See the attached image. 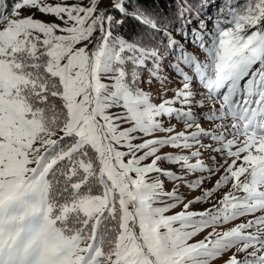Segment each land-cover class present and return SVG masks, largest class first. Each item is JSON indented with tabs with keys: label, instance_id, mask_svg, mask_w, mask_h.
Segmentation results:
<instances>
[{
	"label": "snow or ice",
	"instance_id": "6c2138e0",
	"mask_svg": "<svg viewBox=\"0 0 264 264\" xmlns=\"http://www.w3.org/2000/svg\"><path fill=\"white\" fill-rule=\"evenodd\" d=\"M214 2L0 16V264H264V0Z\"/></svg>",
	"mask_w": 264,
	"mask_h": 264
},
{
	"label": "rangeland",
	"instance_id": "374dc122",
	"mask_svg": "<svg viewBox=\"0 0 264 264\" xmlns=\"http://www.w3.org/2000/svg\"><path fill=\"white\" fill-rule=\"evenodd\" d=\"M13 2H15V1H13ZM70 2H71V0H70ZM13 5L14 4H10V6H8L7 7V11L8 12H0V16H3V15H11V13H12V10H13ZM219 5H221V3H218L217 4V6L219 7ZM27 9H25L24 10V14L26 15L27 14ZM215 15L216 14H213V15H211L212 17H215ZM201 18H205V19H207V17L206 16H202ZM208 25H209V28H211L212 27V21L211 20H208ZM178 39H179V37H177ZM183 42V41H182ZM186 43V47L189 49V50H191V51H193V52H195V53H197L198 54V56L202 59L203 58V56H204V53L203 52H201L198 48H196V47H194L193 45H191L190 43H187V42H185ZM166 74H168V75H170V82H168L167 84H166V87H168V88H171V87H173V86H178V85H174L171 81H173V80H177L178 79V77H176V75H175V73L174 72H172L171 70H169V73H166ZM152 91H153V94L155 95L156 94V90L155 89H152ZM168 95H169V97L172 95V92H169L168 93ZM156 102H159L158 100L156 101ZM173 122H175V121H173ZM179 127H182V125H180V126H178V130H179ZM206 158V157H205ZM212 186V183L210 182V181H208V182H205V184H204V188H209V187H211ZM169 187H171V185H169ZM226 190V189H225ZM181 191L182 192H184L185 194H188L189 193V190L187 189V188H182L181 189ZM199 194V192H191L190 193V197L189 198H191L192 196H195V195H198ZM222 192H218V193H216V194H214V196L211 198L213 201H215L219 196H222ZM210 206V203H199V204H195V205H193L192 206V208L190 209V210H193V211H201V210H204L205 208H207V207H209ZM181 210V207L180 206H178L176 209H174V210H172L169 214H172L173 212H178V211H180ZM238 222H240L239 220L238 221H236L235 223H238ZM178 226V225H177ZM231 226H233V224L232 223H229V224H226V225H223L222 227L223 228H228V227H231ZM208 231H211V228H209V229H207V230H205L204 232H202V233H200V234H198L195 238H194V241H198V240H200V239H203V237L205 236V235H207V232ZM225 259H227V257H225ZM215 264H222V262L220 261V260H217L216 262H215Z\"/></svg>",
	"mask_w": 264,
	"mask_h": 264
},
{
	"label": "trees",
	"instance_id": "16d2710c",
	"mask_svg": "<svg viewBox=\"0 0 264 264\" xmlns=\"http://www.w3.org/2000/svg\"><path fill=\"white\" fill-rule=\"evenodd\" d=\"M16 0H0V12H8L7 7L10 6V4H14L13 2ZM223 0H215L214 3L211 4V6L206 10V13L204 16H211L213 14L217 13V10L219 7L217 6L218 3L222 4ZM146 7H149L150 10L156 11L158 13L164 14V15H170L175 11L174 6V0H147V3L145 5Z\"/></svg>",
	"mask_w": 264,
	"mask_h": 264
}]
</instances>
